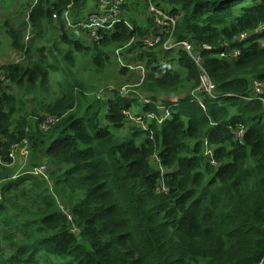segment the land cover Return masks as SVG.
<instances>
[{"label":"trees","instance_id":"trees-1","mask_svg":"<svg viewBox=\"0 0 264 264\" xmlns=\"http://www.w3.org/2000/svg\"><path fill=\"white\" fill-rule=\"evenodd\" d=\"M151 2L176 20L174 40L199 53L215 96L197 91L200 67L186 51L145 47L143 37L159 29L148 0H126L121 16L132 29L118 23L89 45L69 37L63 17L86 0L21 3L33 36L5 23L22 59L0 63V264L263 263L264 103L252 89L254 80L264 87V0ZM48 27L68 43L65 54L46 52ZM123 45L118 73L142 62L136 83L148 102L140 103L144 125L118 136L113 128L138 102L109 86L105 98L89 95L72 52L85 50L102 71L110 69L102 49ZM52 71L64 72L63 85L46 100ZM157 92L172 96L158 102ZM29 102L36 106L27 112ZM25 146L26 166L7 170ZM41 163L44 174H33Z\"/></svg>","mask_w":264,"mask_h":264},{"label":"rangeland","instance_id":"rangeland-1","mask_svg":"<svg viewBox=\"0 0 264 264\" xmlns=\"http://www.w3.org/2000/svg\"><path fill=\"white\" fill-rule=\"evenodd\" d=\"M85 5L87 4L85 3ZM14 6L15 5H14L13 0H0V42L2 43V47L4 48H8V46H10V39H11L10 31H7V29L10 30V28L9 26L6 27L5 25L6 22H11L10 24L12 25V27L22 28L23 33L21 37H24V35H26L27 33L28 35L29 34L32 35V32H33L31 28H27V26L25 28V26L23 25V20H25V11L21 8L18 9L15 15V18L18 20L17 24L12 23L13 17L7 12V9L13 10ZM75 12H72V10H70V14L73 13V15L70 16L71 19H73V16L76 15ZM82 13L84 16L88 12L82 11ZM144 17H145L144 13L135 14L134 29H139L141 25L144 24V21H145ZM59 34H60L59 30L56 31L55 29H51V27H48V31L46 34L47 40L43 43L44 46L47 47L46 52H48V49L52 46L57 48L61 54L63 53L65 54L69 50L68 43L62 42V40L59 38ZM32 36L25 38L26 44L30 42V39L32 38ZM73 36L76 38L75 33L73 35H69V37L72 39L74 38ZM89 44L90 43H87V45ZM260 44L264 46V41H260ZM102 50L104 54L109 56V59H106V65L109 63L108 66L110 67V69L108 68L102 71H96L95 66H93L94 64L92 63L91 58L86 55H81L83 54V52H85V50L81 52H78V51L72 52V56H73L72 60H73V63L75 64V67L73 68L77 72L76 74L78 75V77L80 79L85 80V82L88 84L87 90H88L89 95L99 94L102 96V98H105L107 93H104V88L109 86V88L111 87L116 88L122 97H128L131 99H135L138 102V105L137 104L134 105L129 112L124 113L126 116L125 123L121 127L113 128L114 133L118 136H124L127 134L131 135L136 129L141 128L142 125H144L141 119L144 117V114L140 110V103L145 102V100L143 99L144 97H147L146 92L139 88L141 86V85L139 86L140 82L136 83V80L138 77V71H132L128 68V70H124V71L122 70L121 74L118 73L117 68L121 66V63L119 61H122L126 57L127 55L126 53H128L126 45H123L119 49L104 48ZM117 50H118V54H117ZM14 51L16 52V49H14ZM9 54L12 55L11 59H5L4 56L1 57L2 54H0V57H1L0 63H6L8 61L12 62V61H17V60L22 59L20 57L19 58L16 57V55L19 56L20 53H17V54L9 53ZM162 56H163L162 54H159V57H162ZM171 56L175 57L176 55L174 52H172V53H168V55H166V57H163V58L168 59ZM59 57L61 58V56ZM133 61H137V59H133ZM133 63H136V62H133ZM71 66L72 64H70V67ZM73 68L71 67V69ZM62 75H65L63 71L61 72L52 71L49 73V87L42 89L40 93L41 97L45 98L46 100H52L53 98H56L58 96L60 86L63 85ZM187 91H188L187 88L186 90L178 91L179 93L178 96H182L183 93ZM155 96L157 97V101L160 102L162 100L169 99L172 95H165L164 93L157 92ZM29 100H31V98H29ZM35 106L36 105H32V103L29 102L27 103L25 107H26L27 112H29L31 108H34ZM28 147H29V144H28ZM27 156H28V153L27 155L23 157H21L20 155L21 158L13 162L10 166L5 165L7 166L6 169L9 170L12 168H18L17 170L21 171L20 167L24 168L27 164V161H28ZM15 159L16 158L14 157L13 160ZM5 164H8V163L5 162ZM41 164L44 165V163H41ZM151 164L154 167L159 168V164L155 156L151 157ZM0 169H1V165H0Z\"/></svg>","mask_w":264,"mask_h":264},{"label":"built area","instance_id":"built-area-1","mask_svg":"<svg viewBox=\"0 0 264 264\" xmlns=\"http://www.w3.org/2000/svg\"><path fill=\"white\" fill-rule=\"evenodd\" d=\"M125 3L126 0H96L95 7L91 11L86 10V12L88 13L84 16L82 12L79 14V16L76 13V15L73 16V19H71L70 17V12L65 11L63 15L65 27L69 31H72L77 35H81L85 44L99 43L104 38V36L109 33L118 23H124L128 28L132 29L131 24L121 16L122 8H124ZM148 13L151 15L155 25L159 29L156 33H149L148 35L143 37L142 41L145 44V47L154 48L156 46H160L159 48L162 51L170 52L178 49L186 51L192 61H194L200 67V85L197 91H205L211 96H215L212 91V82L206 71L201 67L200 55L198 52L193 50L192 43L188 42L187 40L175 41L172 37L176 20L159 6H157L154 2H151V0H148ZM246 36L247 34H242L240 36V39L246 38ZM163 37L165 38L163 39ZM132 41L133 37L130 39L129 43ZM203 48L210 49V46L203 45ZM237 54V51L233 52L234 56ZM128 67L130 68V70L139 71V74H141L142 77L144 76L145 65L142 62H137L135 64L132 63V66L128 65ZM140 81L142 80L140 79ZM252 90V94L254 95V97L264 103L263 84L257 80H254ZM246 99H249V97H246ZM145 102H148V100H145ZM53 121L54 118L48 117L43 122V127H47V125L51 124ZM239 132H241V130ZM205 153L211 154V149L209 147H206ZM19 154L21 155V157L27 155L26 146L21 148ZM9 155L11 158H14V151L10 152ZM44 171L45 166L41 164L40 166L36 167L32 171V173L44 174Z\"/></svg>","mask_w":264,"mask_h":264},{"label":"crops","instance_id":"crops-1","mask_svg":"<svg viewBox=\"0 0 264 264\" xmlns=\"http://www.w3.org/2000/svg\"><path fill=\"white\" fill-rule=\"evenodd\" d=\"M14 1V9L13 10H9V9H7V12L9 13V14H11V15H13L12 17H13V19H14V14H16L17 13V11H18V9L19 8H21V7H23V6H21V3H22V5L24 4V2L25 1H27V0H13ZM28 1H30V0H28ZM86 4L87 5H85L84 6V8H82V10L84 11V12H86V10H88V9H90V11L95 7V3H94V0H91V1H89V0H86ZM79 16V15H78ZM55 24H56V20H54L53 21V23H52V25H54V27H55ZM51 29H53V28H51ZM9 53H15V54H17V53H20L19 51H17L16 50V52L14 51V48H12L11 47V43H10V46H8V48H4V47H2V43L0 42V54H2L1 55V57L2 56H4V58L5 59H11V57H12V55L11 54H9ZM0 57V58H1ZM16 57L17 58H19L20 57V55L19 56H17L16 55ZM3 61H5V60H3ZM1 62V61H0Z\"/></svg>","mask_w":264,"mask_h":264},{"label":"clouds","instance_id":"clouds-1","mask_svg":"<svg viewBox=\"0 0 264 264\" xmlns=\"http://www.w3.org/2000/svg\"><path fill=\"white\" fill-rule=\"evenodd\" d=\"M82 11H83V10H81V11H79V12H75V13H77V15H79ZM20 58H22V57H20Z\"/></svg>","mask_w":264,"mask_h":264}]
</instances>
